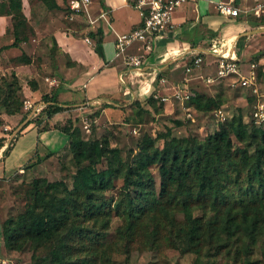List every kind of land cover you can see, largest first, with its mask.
<instances>
[{
  "label": "trees",
  "instance_id": "16d2710c",
  "mask_svg": "<svg viewBox=\"0 0 264 264\" xmlns=\"http://www.w3.org/2000/svg\"><path fill=\"white\" fill-rule=\"evenodd\" d=\"M42 2L48 9L57 8L55 0ZM0 15H8L11 18V46L25 43L33 36L34 30L22 11L21 0H1ZM26 28L29 29V34L25 33ZM88 35L94 40L95 53L102 57L101 34L98 31H88ZM52 44L56 46L54 39ZM31 58L30 54L22 53L17 62L29 64ZM255 60L258 61V57ZM21 77L27 80L32 89L38 84L36 75L28 78L19 76L15 71H11L8 78L1 77L0 113H20L21 102L17 99V91L23 83ZM256 80L260 84L264 81V63H257ZM52 96L42 95L43 104L23 127L30 122L37 124L38 131L51 127L50 117L54 112L62 110ZM152 98L149 95L146 102H152ZM251 100L252 96L249 95L247 101L250 103ZM132 102L139 105L138 99ZM191 103L197 109L205 111L216 109L220 100L194 94ZM107 106L100 103L94 115ZM26 114H23L20 121ZM42 116H45V119ZM17 125H14L9 133L13 132ZM54 127L68 136V149L73 161L77 165L82 161L88 163L78 168L73 175L71 189L62 182H32L25 192L31 195L33 201L25 205L23 211L17 215L8 217L2 230L4 245L8 249H19L28 242L38 247L55 236L49 256L45 260L50 264H88L84 257L80 261L77 258L72 260V248L68 244L77 236H96L92 244L99 243L102 233L93 231L84 222L99 216L102 219V228H105L104 222L108 221L106 213L110 202L103 199L102 191L113 186V181L117 179H122L126 197L124 202L118 200L113 205L119 208L124 203L121 213L128 221L127 234L131 233V230L127 232L131 221L147 216L145 223L148 227L151 226L149 230L152 228L151 236H154L158 226H162L163 218H168L169 223L175 224L174 216L170 217L168 211L170 213L177 210L181 211L186 222L190 223L185 234L176 228L174 234L178 238L177 241L197 249L206 239L217 240L221 232L230 237L242 231L253 240L256 228L264 222V123L256 125L249 119L244 122L241 114H238L230 123H222L219 130L207 135L203 140L194 136L171 137L165 140L162 149L143 145L137 154L124 161L120 159L118 149L110 147L105 138H83L79 127L71 118ZM19 133L20 130L10 138L1 158L8 154ZM230 133H233L242 145L233 147ZM167 134L162 137L166 138ZM5 141L6 137H0V148ZM151 142L152 140H149V145ZM102 159L105 160L106 168L97 171L95 165ZM38 162L39 159L33 160L25 167H32ZM152 163L159 165L157 193L154 191L153 179L147 171V166ZM42 187L45 190H41ZM171 231L169 230L170 233ZM92 244L85 246L91 254L94 252Z\"/></svg>",
  "mask_w": 264,
  "mask_h": 264
},
{
  "label": "rangeland",
  "instance_id": "374dc122",
  "mask_svg": "<svg viewBox=\"0 0 264 264\" xmlns=\"http://www.w3.org/2000/svg\"><path fill=\"white\" fill-rule=\"evenodd\" d=\"M58 1L61 9L58 13L59 27L69 33L73 31L72 33L78 36L84 22L80 17L70 18L68 0ZM259 2L264 3V0H237L236 2V6L240 8V16H245V19L253 26L259 23L264 24V10L258 17L253 13L255 5ZM21 3L23 10L27 9L29 5L38 9V15L35 12L36 29L29 23L34 30L33 36H30L25 43L20 44L24 46L21 49L22 53L31 55L32 67L40 75L41 70L38 68H40L41 56L48 55V50L51 51L46 43V40L51 39L49 26L42 24L43 19H47V7L42 0H21ZM6 16L7 20L4 23L6 37L1 39V43L8 41V37L13 38L11 18ZM249 30L250 33L257 31L253 27ZM25 33L29 34L28 28L25 29ZM250 36L262 37L264 30L252 33ZM35 48L40 55L37 56L33 53ZM259 55L264 56V46L260 49ZM19 56H10L0 60V78H8L12 71L11 67L23 65L17 62ZM23 74H28V70ZM189 88L190 99L188 100L176 99L171 96V92H168L165 95L168 97L166 101L152 98V102L142 103L139 100V105L132 102L128 106H123L121 113L116 110L117 113L110 111L101 118H99L101 110L97 115H94L96 109L86 110L81 112L78 117L79 124L77 126L83 138L98 140L105 138L110 147L118 149L119 157L124 161L137 154L143 145L158 150L162 149L165 140L171 137L194 136L203 140L207 135L219 130L222 123H230L238 114H241L244 122H248L251 106L247 101V90L237 87L234 78H220L219 82L206 84L198 77L193 80ZM194 94L219 99L220 105L216 109L199 110L191 103V97ZM17 99L21 102V109L25 111L23 100L27 99L21 96L20 90L17 91ZM25 113L27 112L25 111ZM85 122L88 124V132L83 128ZM13 126L10 127L13 128ZM165 134H167L166 138L162 137ZM230 138L233 147L242 145L233 133H230ZM149 140H152L150 145ZM50 156L48 155L46 158L50 157L51 159L39 160L32 167L24 166L23 173L20 171L8 178H0V264H50L45 258L49 256L48 253L53 246L55 236L44 241L38 247H34L32 242H28L19 249H8L4 245L2 235L7 218L17 215L23 211L25 205L33 201L31 195H27L25 191L31 187L34 180L49 183L62 182L68 189H71L73 175L78 171V168L88 163V161H82L77 165L73 161L68 147H64L58 153H50ZM105 168L104 159L95 165L97 171ZM158 169V163L147 166V171L153 179L155 193L159 191ZM41 190L45 189L42 187ZM125 192L122 179L114 180L113 186L102 191L103 199L110 202L108 213H106L108 221L104 222L105 228H102V219L99 216L84 222L93 231L102 233V237L98 235L99 243L94 245L92 243L96 236L92 238L75 237L68 244L72 248L70 254L72 260L77 258L80 261L84 257L88 264H264V222L259 228H256L253 240H250L242 231L230 237L221 232L217 240L207 241L206 239L196 249L177 241L178 238L174 234L176 228L185 234L190 225L186 222L184 214L177 210L170 213L168 211L170 217L174 216L175 224L169 223L168 218H163L162 226H158V231L154 236H151L152 228L149 230L151 226L148 227L145 223L147 216H142L137 221H131V227L127 229V232L131 230V233L127 234L126 224L128 221L121 213L124 203L119 208L113 205L118 200L124 202ZM196 213L199 214V211ZM138 222L139 224H137ZM171 228H173L172 231ZM167 232L170 233V237ZM89 244L94 246L92 254L85 247Z\"/></svg>",
  "mask_w": 264,
  "mask_h": 264
},
{
  "label": "crops",
  "instance_id": "0c3cea01",
  "mask_svg": "<svg viewBox=\"0 0 264 264\" xmlns=\"http://www.w3.org/2000/svg\"><path fill=\"white\" fill-rule=\"evenodd\" d=\"M218 1L220 0H197L176 8L172 14V26L160 37L152 40L150 51L143 52L140 43L130 45L128 53H143L144 58L139 68L129 69L125 67L123 57L115 55L114 39L117 33L130 31L140 24L141 18L134 0H91L89 11L94 15L104 11L105 19L100 18L93 25H87L82 15L77 16L84 22L78 36H75L73 31L69 33L59 27L58 13L61 9L59 1L55 0L57 8H47V19L42 17V24L50 29L51 39L46 40V43L51 51L48 50V55L41 56L38 68L41 74H37L36 69H33L32 58L29 64L14 66L11 69L19 76H37L38 84L33 89L29 87L27 80L21 77L23 83L20 89L21 96L36 105V110L43 104L41 97L44 94L53 95L62 110L53 113L49 119L51 127L44 131H38L34 122L23 127L33 114L31 111L25 110L26 117L21 121L25 113L22 109L16 115L0 113V137H6L4 145L0 148V156L10 138L20 130L8 154L0 157V178H8L20 171L23 173L24 166L29 162L36 159L46 160L51 157L50 153H58L68 147V136L54 126L62 125L67 118H71L75 125H78L81 112L97 109L100 103L108 106L101 109L99 118L110 111L121 113V108L128 106L135 99L144 103L149 95L160 98L175 90L189 91L191 83L198 77L206 84L219 82V79L210 82L205 80L207 76H214L219 54L238 60L243 73H246L249 62L264 63V56L259 55L264 46V36H250L264 30V24L253 26L245 16H240V12L236 17L223 16L216 9ZM221 1H232L235 6L237 4L236 0ZM22 11L36 29L35 16L38 9L29 5ZM6 20V15H0V60L19 56L24 47L21 44L11 46L12 37L1 43V39L6 37ZM251 27L257 31L250 33ZM88 31H98L101 34L102 57L95 53L93 39L92 45L83 40L84 36H89ZM52 39L55 41V47ZM216 46H221L220 52L212 54L210 50ZM33 51L37 56L40 55L36 48ZM198 55L202 57V63L185 71V65H191L193 58ZM256 57L258 61L255 60ZM26 70L28 74H23ZM119 73L122 75L121 80L118 79ZM160 77L165 79L163 83L158 81ZM232 78L236 80V76ZM249 95L247 91V98ZM42 117L45 119V116ZM15 123L19 124L13 132L3 131V126L11 129ZM48 155L50 157L46 158Z\"/></svg>",
  "mask_w": 264,
  "mask_h": 264
},
{
  "label": "built area",
  "instance_id": "2783aa9c",
  "mask_svg": "<svg viewBox=\"0 0 264 264\" xmlns=\"http://www.w3.org/2000/svg\"><path fill=\"white\" fill-rule=\"evenodd\" d=\"M197 0H134V5L138 9L141 22L140 24L127 32L117 33L114 39V50L116 56H122L126 68L137 69L141 66L144 54H131L127 49L131 44L140 43L143 52L151 50L152 40L160 37L166 29L172 26V14L184 3L196 2ZM91 0H68V10L70 18L82 15L85 18L87 25H93L95 21L100 18L105 19V12L92 14L89 11V4ZM264 8V3H257L253 9V13L259 16ZM216 9L218 13L223 16L236 17L240 12V8L233 5L232 1H218L216 2ZM83 40L89 44H93V40L89 36H84ZM221 46L213 47L210 52L212 54H219ZM202 63V57L196 56L192 60V64L185 65V71H189L193 67H198ZM256 62H249L246 73L241 72L238 60L234 57H224L222 54L218 55L216 61V69L214 76H207V82L213 79H220L224 77L236 76L235 83L238 86L245 87L252 96L250 102L251 108L249 112V120L256 125L264 123V81L262 84L256 80ZM121 73L118 74V79L121 80ZM158 81L163 83V77L158 78ZM171 96L176 99H189L188 91L181 92L175 90ZM162 101L168 99L167 96H160ZM23 106L26 111L34 113L37 106L28 100H23ZM189 115V114H188ZM85 131H89L88 124L83 125ZM3 131H9L8 126H3ZM1 157V156H0Z\"/></svg>",
  "mask_w": 264,
  "mask_h": 264
}]
</instances>
